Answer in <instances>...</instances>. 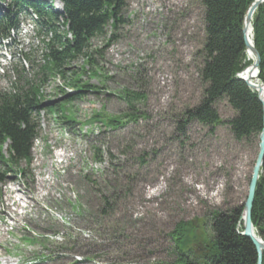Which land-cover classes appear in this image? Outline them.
<instances>
[{"label": "rangeland", "instance_id": "374dc122", "mask_svg": "<svg viewBox=\"0 0 264 264\" xmlns=\"http://www.w3.org/2000/svg\"><path fill=\"white\" fill-rule=\"evenodd\" d=\"M121 15L91 40L93 65L68 66L94 90L68 103L63 88L76 90L56 72L39 88L58 110L40 114L31 158L0 182V264H178L179 223L201 256L213 212L245 204L259 138L237 141L227 124L177 130L203 97L202 0H125Z\"/></svg>", "mask_w": 264, "mask_h": 264}, {"label": "trees", "instance_id": "16d2710c", "mask_svg": "<svg viewBox=\"0 0 264 264\" xmlns=\"http://www.w3.org/2000/svg\"><path fill=\"white\" fill-rule=\"evenodd\" d=\"M63 13L52 10L48 0H0L3 9L0 12V36L17 24L20 10L32 8L43 19V28L52 31L49 43V63L42 68L44 79L53 72L67 79L70 92L63 88V100L71 103L94 90L89 82L77 77L72 71L67 77L69 65L79 57L93 65L95 62L91 49V40L106 34V27L113 20L117 29L124 21L121 11L125 0H61ZM255 0H202L204 5L205 42L201 53L203 64L199 69L204 85L203 97L194 107L186 109L177 123V130L185 134L191 122H198L209 127L213 133L221 124H227L237 141L253 140L258 142L263 129V104L254 91L243 79L238 77L247 66L246 40L243 31L244 18ZM65 30L58 31L56 22ZM253 44L261 56L259 78L264 83V3L258 6L253 19ZM99 53H102L99 52ZM80 73V72H79ZM20 78H23L20 75ZM22 87L17 94L0 95V182L4 181L11 166L29 160L34 142L41 132L39 117L41 112L51 114L58 110V105L46 103L40 95L41 83ZM226 100L235 111V115L223 121L216 104ZM60 109V108H59ZM63 118V117H62ZM75 123V122H73ZM111 124V123H110ZM112 121V125H120ZM7 144L8 156L5 157L3 146ZM1 167V166H0ZM258 180L252 211V221L258 234L264 239V164ZM244 205L230 211L213 212L211 238L202 241L206 247L201 256L190 248L188 225L179 223L171 237L178 254V264H257L258 253L252 240L243 234ZM257 233V232H256ZM206 239V238H205ZM207 241V242H206ZM262 264H264V253Z\"/></svg>", "mask_w": 264, "mask_h": 264}, {"label": "water", "instance_id": "95a60500", "mask_svg": "<svg viewBox=\"0 0 264 264\" xmlns=\"http://www.w3.org/2000/svg\"><path fill=\"white\" fill-rule=\"evenodd\" d=\"M264 1L262 0H255L251 6L248 9L246 18H245V22L246 20H252V16L255 12V10L258 8L259 5H261ZM243 31L245 34V40H246V46L247 49H251L252 52L255 54V59L253 64L251 65L252 67H254V69L258 70L259 64L261 62V56L258 52V50L255 48L254 44L251 43L248 38L246 37V27H245V23L243 26ZM248 69V68H247ZM246 69V70H247ZM238 77L243 79L254 91H256V88L254 85H252L250 83V81H248L244 76H241V74H238ZM257 95L258 98L260 99V101L263 104V109H264V101L261 98L259 91L257 90ZM264 164V118H263V129L259 135V153L257 155V159L255 162V165L253 167L252 170V175H251V180H250V185H249V190H248V195H247V199L245 201L244 204V211H243V219H244V231L243 234L247 237H249L252 242L254 243L257 253H258V261L257 264H262V260H263V253H264V247L261 245L260 240H262L263 238L259 235H256L254 232V226H253V222H252V211H253V205H254V200H255V194H256V188H257V183L260 177V173H261V167ZM264 240V239H263Z\"/></svg>", "mask_w": 264, "mask_h": 264}, {"label": "bare ground", "instance_id": "6f19581e", "mask_svg": "<svg viewBox=\"0 0 264 264\" xmlns=\"http://www.w3.org/2000/svg\"><path fill=\"white\" fill-rule=\"evenodd\" d=\"M262 1H264V0H262ZM264 3V2H263ZM245 27H246V37L248 38V40L251 42V43H253V27H252V20H249V21H247L246 20V22H245ZM247 52H248V57L250 58V59H252V60H254L255 59V54L252 52V50L251 49H248L247 50ZM241 76H244L248 81H250V83L252 84V85H254L255 86V88H256V91L258 90L259 91V94H260V96H261V98L263 99V101H264V83L263 82H261V81H258L257 82V80H255L254 81V79L257 77V70L256 69H254V67H252V66H250L245 72H244V74L243 75H241ZM257 79V78H256ZM39 185V184H38ZM30 197V196H29ZM28 197V198H29ZM45 198V195H38V198ZM254 232H255V234L257 235V233H256V231H255V229H254ZM261 242H264V240L262 239V240H260ZM261 245L264 247V243H261ZM6 263H8V261H6Z\"/></svg>", "mask_w": 264, "mask_h": 264}, {"label": "built area", "instance_id": "2783aa9c", "mask_svg": "<svg viewBox=\"0 0 264 264\" xmlns=\"http://www.w3.org/2000/svg\"><path fill=\"white\" fill-rule=\"evenodd\" d=\"M239 74L243 75V73H242V72H241V73H239Z\"/></svg>", "mask_w": 264, "mask_h": 264}]
</instances>
